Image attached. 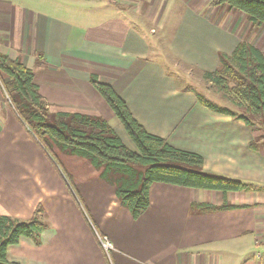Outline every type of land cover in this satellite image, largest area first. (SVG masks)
Returning a JSON list of instances; mask_svg holds the SVG:
<instances>
[{"label": "crops", "instance_id": "obj_1", "mask_svg": "<svg viewBox=\"0 0 264 264\" xmlns=\"http://www.w3.org/2000/svg\"><path fill=\"white\" fill-rule=\"evenodd\" d=\"M209 2L0 0V52L33 71L50 110L100 116L134 150L90 84V75H95L114 88L148 132L175 148L199 154L201 171L260 187L228 192L226 202L238 207L214 211L203 205L222 204L220 191L156 182L150 186L147 210L134 220L118 203L113 185L100 191L97 179L94 186L69 178L68 182L0 90V213L27 220L40 208L48 224L38 242L24 236L9 245V261L264 264V150L249 147L262 131L202 106L192 90L179 88L175 80L178 60L212 71L218 54L231 53L240 41L263 50L256 41L258 34L255 40L251 35L246 38L248 30L256 33L260 26L241 12ZM69 5L82 12L85 23L76 21L77 13L68 12ZM176 5L179 12L174 13ZM94 7L105 12H93ZM171 16L176 23L164 47L172 53V63L151 54L159 48L146 38L165 27ZM98 235L112 242L109 255Z\"/></svg>", "mask_w": 264, "mask_h": 264}, {"label": "trees", "instance_id": "obj_2", "mask_svg": "<svg viewBox=\"0 0 264 264\" xmlns=\"http://www.w3.org/2000/svg\"><path fill=\"white\" fill-rule=\"evenodd\" d=\"M209 5H226L230 10L243 13L252 24L264 26V0H210ZM218 59V67L212 71L201 70V77L212 90L242 108L243 112L236 114L229 108L209 102L199 93L194 94L202 106L261 130L262 134L252 139L249 147L264 150V52L247 41H240L231 53L220 52ZM178 62L189 68L180 60ZM89 82L122 125L134 150L128 148L100 116L51 111L34 81L33 71L19 59L0 52V89L7 97L6 102L68 182L53 153L54 145L70 149L93 165H104L103 177L110 172L119 174L114 182L115 195L118 203L128 210L134 220L147 210L150 186L156 182L220 191L224 200L222 204L203 205L204 210L214 211L238 207L226 202L228 192L260 188L201 171L203 159L199 154L175 148L163 137L148 132L133 117L125 100L110 84L100 81L95 75H90ZM182 89L189 90L187 87ZM135 165L146 168L143 172H136ZM41 213L42 210L36 208L27 220L0 213V264H20L9 261L6 250L9 245L18 243L21 237L32 236L38 242L41 232L48 227Z\"/></svg>", "mask_w": 264, "mask_h": 264}, {"label": "rangeland", "instance_id": "obj_3", "mask_svg": "<svg viewBox=\"0 0 264 264\" xmlns=\"http://www.w3.org/2000/svg\"><path fill=\"white\" fill-rule=\"evenodd\" d=\"M90 6V5H89ZM87 7V6H86ZM85 7V10H86ZM91 7V6H90ZM69 11L68 12H75L77 13V16L75 17L77 22L85 23V21H81L82 12L79 11L77 7L71 8V5H69ZM75 9V11H74ZM87 10H90L88 8ZM230 10V9H229ZM233 12H236L235 10H231ZM93 12H96L98 14L103 13L105 11L101 10L99 7L93 8ZM174 13L179 12V8L174 7L173 9ZM73 17V16H72ZM244 22V20L242 21ZM174 23H176V19H174V16H171V19L166 21V26L163 28H156V32L154 34L147 35L146 38L148 39L149 43L156 44V47L159 48L158 51H151V54L153 55H159L160 58L165 60L166 62H171L172 59L169 56H172V53L166 49L165 44H167V38H169V32L174 27ZM148 34V33H147ZM255 34H258L257 36ZM257 37L256 41L257 43L262 46V49L264 50V26L258 27L257 32L255 33L254 28L247 31V39L250 40V37ZM255 35V36H254ZM255 37V38H256ZM255 38H253L255 40ZM247 41V40H246ZM248 42V41H247ZM251 44V43H250ZM153 48V47H152ZM161 48V50H160ZM262 50V51H263ZM168 51V52H167ZM264 52V51H263ZM174 61H176L174 59ZM219 62V59H218ZM172 63V62H171ZM181 63V62H180ZM174 66L178 73L179 79H175L176 81H179V88H189V90H193L194 93H199L202 95L206 100L209 102L219 106V107H226L230 110L234 111L236 114L243 112L242 108L236 107L233 104H231L227 99H225L223 96L216 93L214 90H212L207 83L204 82V80L201 77V69L196 68L192 65H189V68L179 64L174 63ZM218 67V64L216 68ZM215 68V69H216ZM185 73L186 77L180 76V74ZM187 78V79H186ZM1 90V89H0ZM2 91V90H1ZM3 93V91H2ZM4 95V93H3ZM6 100V95H4ZM8 104V103H7ZM9 105V104H8ZM52 111V110H51ZM234 119V118H232ZM237 120V119H235ZM257 127H252V129H256ZM53 153L55 154L58 163L61 166H64L65 172L67 177L70 180H79L85 185H90L92 182V186L96 184V179L99 180V190L103 191H109L114 186L115 190V184L116 179L119 177V174H115L114 172H110L105 174V177H103V174L105 173V166L104 165H93L87 158L79 156L75 153H73L70 149L62 148L59 145H54ZM146 166L143 165H135L134 169L136 172H143L145 170Z\"/></svg>", "mask_w": 264, "mask_h": 264}, {"label": "built area", "instance_id": "obj_4", "mask_svg": "<svg viewBox=\"0 0 264 264\" xmlns=\"http://www.w3.org/2000/svg\"><path fill=\"white\" fill-rule=\"evenodd\" d=\"M98 241L101 248L106 252L107 255L114 250V246L110 239L106 235H98Z\"/></svg>", "mask_w": 264, "mask_h": 264}]
</instances>
